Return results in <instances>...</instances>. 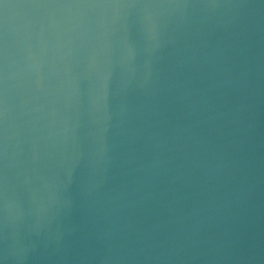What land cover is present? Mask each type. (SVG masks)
<instances>
[{"label": "water", "instance_id": "obj_1", "mask_svg": "<svg viewBox=\"0 0 264 264\" xmlns=\"http://www.w3.org/2000/svg\"><path fill=\"white\" fill-rule=\"evenodd\" d=\"M0 5L4 264H264V0Z\"/></svg>", "mask_w": 264, "mask_h": 264}, {"label": "snow or ice", "instance_id": "obj_2", "mask_svg": "<svg viewBox=\"0 0 264 264\" xmlns=\"http://www.w3.org/2000/svg\"><path fill=\"white\" fill-rule=\"evenodd\" d=\"M39 0H33V3H38ZM0 5H2L4 8H7L9 5L5 3V0H0ZM0 264H4L3 260H0Z\"/></svg>", "mask_w": 264, "mask_h": 264}]
</instances>
